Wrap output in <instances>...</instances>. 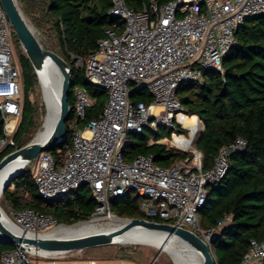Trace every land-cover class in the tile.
I'll return each instance as SVG.
<instances>
[{
    "label": "built area",
    "instance_id": "1",
    "mask_svg": "<svg viewBox=\"0 0 264 264\" xmlns=\"http://www.w3.org/2000/svg\"><path fill=\"white\" fill-rule=\"evenodd\" d=\"M107 13L122 21L121 30L106 29L96 51L85 58L74 56L75 66L84 71L89 83L104 90L107 101L97 117L77 127L96 98L84 87H73L72 135L62 163L43 151L27 164L37 193L54 202L84 184L96 201L89 220L102 222L111 214L112 198L134 192L142 198L139 208L144 218L184 227L208 243L214 231L199 227L197 212L205 203L208 186L223 177L229 155L242 150L245 141L237 138L221 147L212 167L203 170L201 153L193 143L185 145L180 140L189 132L182 131L186 128L178 115L184 112L176 91L183 82L202 84V69L222 70L238 27L264 13V0L152 1L138 11L128 8L125 0H112ZM14 39L0 3V153L15 146L13 135L23 115L24 81ZM133 84L145 85L151 103L130 100ZM159 127L170 132V137L163 138L165 144L190 154L168 167L156 165L151 155L123 160L121 152L130 133ZM8 209L11 224L26 233L46 234L64 226L29 208ZM35 255L41 254L14 245L0 251V264H33L30 256ZM239 264H264V240H250Z\"/></svg>",
    "mask_w": 264,
    "mask_h": 264
},
{
    "label": "trees",
    "instance_id": "2",
    "mask_svg": "<svg viewBox=\"0 0 264 264\" xmlns=\"http://www.w3.org/2000/svg\"><path fill=\"white\" fill-rule=\"evenodd\" d=\"M111 1L41 0L42 12L36 14L24 0H18L23 13L42 33L45 31L41 18L48 21L55 47L42 46L60 55L71 72L67 97L71 117L65 123V139L48 151L58 164L62 163L72 135L69 125L74 117L73 87H84L96 98L85 118L77 121V127H83L97 117L107 101L104 90L89 83L84 71L75 66L74 56L85 58L96 51L97 41L106 29L121 30L122 21L107 13ZM152 1L162 4L170 0H125V3L128 8L138 11ZM235 38L234 46L222 60L221 71L202 69V84L183 82L176 91L182 111L195 116L203 125L202 134L194 144L201 153L203 170L212 167L221 147L237 138L245 141L242 150L229 155L223 177L208 186L205 203L197 212L199 227L214 231L208 244L216 264H239L250 240H264V13L243 22ZM14 44L24 81L23 115L13 135L15 146L2 151L0 160L26 145L36 125V106L29 94L37 85V75L16 36ZM129 98L132 102L152 101L145 87L134 84ZM2 131L0 119V136ZM169 135V130L164 127L143 128L140 132L130 133L121 152L123 160L128 162L140 155H151L156 165L168 167L188 156L190 153L175 151L156 142ZM1 197L13 210L29 208L52 216L58 224L87 221L96 207L86 185H79L54 202L44 200L37 193L29 165L11 179ZM138 198L134 192L112 198L110 213L118 217L144 218ZM225 218L227 220L221 223ZM115 246L121 253L131 247ZM12 247V243L0 242V251Z\"/></svg>",
    "mask_w": 264,
    "mask_h": 264
},
{
    "label": "water",
    "instance_id": "3",
    "mask_svg": "<svg viewBox=\"0 0 264 264\" xmlns=\"http://www.w3.org/2000/svg\"><path fill=\"white\" fill-rule=\"evenodd\" d=\"M0 3L12 25L16 39L30 61L36 75L45 73L49 64L53 65L54 71L58 76V98H57V117L52 125L51 133L46 140L42 142H33L32 140L21 148L15 149L0 160V171L11 162L18 160L23 165L11 171L4 181L0 195L8 186L11 179L21 171L24 166L34 160V158L43 151H49L59 145L66 135L65 123L70 116V107L67 103V97L70 93V69L64 60L53 51L42 46L35 36L31 25L27 22L25 14L19 7L17 0H0ZM247 20V19H246ZM245 20V21H246ZM248 21V20H247ZM145 85L140 86L144 88ZM199 120V119H198ZM200 121V120H199ZM203 131V126H202ZM202 131L199 134H202ZM197 138V140L199 139ZM84 185V184H83ZM115 216L124 222L116 229L107 231H98L88 234H82L71 237L57 238L47 236L46 234L29 235L24 231L16 229L10 225L7 214L0 206V242L12 243L20 246L30 253H61L73 250L90 249L92 247H101L109 245H127L123 242L121 236L131 230L154 231L159 234L161 244L168 239L174 238L176 242L189 246L197 254L198 264H215L209 244L194 232L184 227H180L167 222L156 221L149 218H126ZM72 224H63L70 226ZM134 244V243H131ZM161 251V250H160Z\"/></svg>",
    "mask_w": 264,
    "mask_h": 264
},
{
    "label": "rangeland",
    "instance_id": "4",
    "mask_svg": "<svg viewBox=\"0 0 264 264\" xmlns=\"http://www.w3.org/2000/svg\"><path fill=\"white\" fill-rule=\"evenodd\" d=\"M17 3L21 8V4L18 2V0ZM24 16L27 22L31 25L32 30L34 31L35 36L40 41V43L42 45H45L46 47L54 48L55 47L54 39L49 38L45 33L39 31L31 23V21L26 16V14ZM14 50H15V44H14ZM15 55L17 57L16 50H15ZM58 56L61 57L60 55ZM37 81H38L37 85L35 86L33 91L29 94V98L32 101H34L36 106V125L32 130V132L30 133L29 135L30 140L27 143L33 140V138L44 129V123L50 108L48 91L46 89L45 81L43 80L41 74L39 77L37 76ZM202 126H203L202 123L199 121V131L197 130V134L193 137L194 138L193 147L195 142L197 141V138H199L198 136L202 131ZM184 128H186L185 129L186 132H189V128L187 127ZM166 146L176 151V149L172 147L169 143H167ZM5 179L4 181H6ZM4 181L0 183V191ZM133 196L135 195L133 194L132 197ZM141 201L142 198L139 197L138 202ZM0 206L5 212V214L9 215L8 205L2 200L1 195H0ZM111 227L113 226L106 224L104 225V229H108ZM168 242L172 248L170 250L161 249L160 251L159 248L154 247L152 245L136 243V244H127L131 247H128L123 253L118 251L115 245H109V246L92 247L90 249L88 248L83 250H73V251H67L61 253H56V252L49 254L45 253L37 256L36 255L30 256V259L33 264H43V263L82 264L85 260H94L96 264H119V262L121 261L124 264H178L177 262L174 261L175 254H178L181 258V260H179V264H196L195 261L192 260V258H190V254L186 249L185 245L179 242H174L172 240H169ZM182 260H187V262H184Z\"/></svg>",
    "mask_w": 264,
    "mask_h": 264
},
{
    "label": "bare ground",
    "instance_id": "5",
    "mask_svg": "<svg viewBox=\"0 0 264 264\" xmlns=\"http://www.w3.org/2000/svg\"><path fill=\"white\" fill-rule=\"evenodd\" d=\"M40 76V75H39ZM43 80L45 81V86L48 91L49 95V101H50V108L48 115L46 117L45 123H44V129L39 132L34 138L33 142H42L47 139L49 134L51 133L52 125L56 119L57 115V98H58V76L56 75L53 65L49 64L46 68L45 73L41 74ZM178 118L182 121L183 125L187 128H189V137L181 138L180 140L185 143V145H189L193 143V137L197 134V130L199 131V121L198 119L193 115H188L185 113H180L178 115ZM201 127V126H200ZM166 140H162V142H165ZM21 165H23L20 161L15 160L11 162L9 165H7L5 168H3L0 171V183L4 181L5 177L14 169L19 168ZM8 221L9 218L7 217ZM102 222H100L98 219L88 220L79 222L70 226H59L57 229H53L49 231V233H46L47 236H53L57 238H64V237H71V236H77L82 234H88L92 232H98V231H107V230H113L118 228L124 220H121L115 216L108 215L106 218H102ZM112 225L113 227L104 229V225ZM11 225V222H10ZM13 226V225H11ZM29 235H33L31 233H27ZM121 240L126 243H141V244H147L152 245L154 247L159 248L160 250H170L172 249L169 240H172L174 242V238L168 239L164 244H161V239L159 237V234L154 231H146V230H131L121 236ZM186 249L188 250L190 254V258L197 263V254L189 248V246H186ZM179 260H181L180 256L178 254H175L174 261L179 264ZM184 262H187V260H182Z\"/></svg>",
    "mask_w": 264,
    "mask_h": 264
},
{
    "label": "crops",
    "instance_id": "6",
    "mask_svg": "<svg viewBox=\"0 0 264 264\" xmlns=\"http://www.w3.org/2000/svg\"><path fill=\"white\" fill-rule=\"evenodd\" d=\"M24 2L26 3V5L29 7L30 11H33L35 12L36 14H39V11L41 10L42 12V2L41 0H24ZM42 19V25H43V31H45L46 35L49 37V38H52L53 39V33L51 31V27H50V24L48 23V21L46 19ZM160 141L163 140L159 138ZM159 140H157L156 142H160ZM165 140V139H164ZM160 143H163L165 144V142H160Z\"/></svg>",
    "mask_w": 264,
    "mask_h": 264
}]
</instances>
